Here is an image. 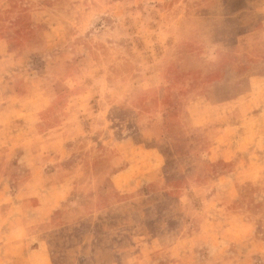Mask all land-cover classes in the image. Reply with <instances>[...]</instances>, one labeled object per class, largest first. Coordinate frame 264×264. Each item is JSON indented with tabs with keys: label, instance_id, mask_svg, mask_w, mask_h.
Instances as JSON below:
<instances>
[{
	"label": "rangeland",
	"instance_id": "1",
	"mask_svg": "<svg viewBox=\"0 0 264 264\" xmlns=\"http://www.w3.org/2000/svg\"><path fill=\"white\" fill-rule=\"evenodd\" d=\"M0 222V264H264V0H0Z\"/></svg>",
	"mask_w": 264,
	"mask_h": 264
},
{
	"label": "crops",
	"instance_id": "2",
	"mask_svg": "<svg viewBox=\"0 0 264 264\" xmlns=\"http://www.w3.org/2000/svg\"><path fill=\"white\" fill-rule=\"evenodd\" d=\"M36 222H39V221H17L13 227L11 228L13 231L14 230H17V231H23L25 233V235H22L20 239L17 240L18 241H21L22 242V245H21V242H18V246L19 248H24V249H27L29 252L28 254H35L37 252H39V248L38 247H34L33 249L32 248H28V246L25 245V241L30 239V237H33L35 236L34 234H29L28 233V230L30 229V227L32 225H34ZM3 224L2 222H0V225ZM29 234V235H28ZM28 237V238H27ZM29 245V244H28ZM28 262V261H27Z\"/></svg>",
	"mask_w": 264,
	"mask_h": 264
}]
</instances>
